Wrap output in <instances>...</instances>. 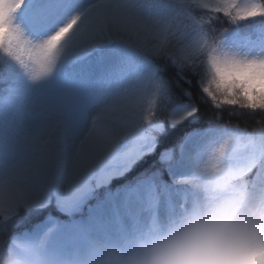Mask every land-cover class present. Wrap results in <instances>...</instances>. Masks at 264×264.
<instances>
[{
	"label": "snow or ice",
	"instance_id": "obj_1",
	"mask_svg": "<svg viewBox=\"0 0 264 264\" xmlns=\"http://www.w3.org/2000/svg\"><path fill=\"white\" fill-rule=\"evenodd\" d=\"M0 66V264H133L194 205L264 212V128L202 124L264 112V0H0Z\"/></svg>",
	"mask_w": 264,
	"mask_h": 264
},
{
	"label": "clouds",
	"instance_id": "obj_2",
	"mask_svg": "<svg viewBox=\"0 0 264 264\" xmlns=\"http://www.w3.org/2000/svg\"><path fill=\"white\" fill-rule=\"evenodd\" d=\"M254 238L264 240V212L205 201L179 215L133 264H259L244 251Z\"/></svg>",
	"mask_w": 264,
	"mask_h": 264
},
{
	"label": "trees",
	"instance_id": "obj_3",
	"mask_svg": "<svg viewBox=\"0 0 264 264\" xmlns=\"http://www.w3.org/2000/svg\"><path fill=\"white\" fill-rule=\"evenodd\" d=\"M243 25L245 24H242L241 26ZM215 26L218 29L230 27V25L226 22L225 18L223 17L220 18V22L217 23ZM0 70H2V66H0ZM195 91L197 94H199L198 87L195 88ZM204 108L205 111L207 112L206 119L202 121V124L204 126H207L208 124H212V123H219V124H230L232 126H238L242 129H247L249 131H252L254 129L264 128V112L257 111L255 113H252L250 111L234 108L232 106H224L220 110L222 118L216 120L215 114L217 110L212 107L211 101H207L206 104L204 105ZM190 130L191 129L187 125H184V126H179L177 129L170 131L168 133L167 138L158 144L156 153H153L145 157L141 163H139L131 172H129L126 175L125 178L113 179L110 186L113 189L121 186L127 180L133 179L140 172L144 171L145 169H148L153 164H155V168L162 169L163 166L161 163H159L160 152L173 147L181 139L184 133ZM163 179L166 181L170 179L166 172H163ZM4 239L5 238L3 236H0V253L3 252Z\"/></svg>",
	"mask_w": 264,
	"mask_h": 264
},
{
	"label": "rangeland",
	"instance_id": "obj_4",
	"mask_svg": "<svg viewBox=\"0 0 264 264\" xmlns=\"http://www.w3.org/2000/svg\"><path fill=\"white\" fill-rule=\"evenodd\" d=\"M161 221L162 222H167V214H166V211H162L161 212Z\"/></svg>",
	"mask_w": 264,
	"mask_h": 264
}]
</instances>
